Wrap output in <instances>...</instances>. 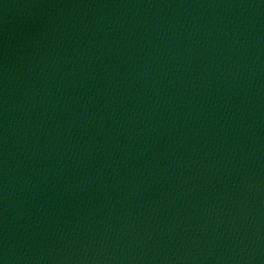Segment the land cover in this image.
<instances>
[{
    "label": "water",
    "instance_id": "water-1",
    "mask_svg": "<svg viewBox=\"0 0 264 264\" xmlns=\"http://www.w3.org/2000/svg\"><path fill=\"white\" fill-rule=\"evenodd\" d=\"M0 264H264V0H0Z\"/></svg>",
    "mask_w": 264,
    "mask_h": 264
}]
</instances>
